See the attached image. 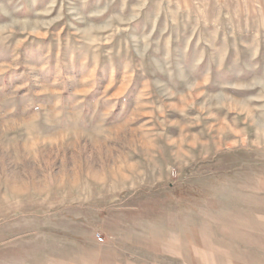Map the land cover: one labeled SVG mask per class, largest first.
<instances>
[{"label": "rangeland", "instance_id": "1", "mask_svg": "<svg viewBox=\"0 0 264 264\" xmlns=\"http://www.w3.org/2000/svg\"><path fill=\"white\" fill-rule=\"evenodd\" d=\"M259 138L264 0H0V238L157 236Z\"/></svg>", "mask_w": 264, "mask_h": 264}, {"label": "crops", "instance_id": "2", "mask_svg": "<svg viewBox=\"0 0 264 264\" xmlns=\"http://www.w3.org/2000/svg\"><path fill=\"white\" fill-rule=\"evenodd\" d=\"M253 124L259 125L257 120ZM242 149L246 156L254 154L242 162L249 170L232 171V176L226 177V186L216 189L215 193L226 195L225 199L219 204L209 203L200 211L199 207L192 208L189 196L202 194L201 188L200 193L198 188L184 189V196L178 193L169 210L176 212V219H162L163 223L156 224L162 227L157 236L153 231L128 236L116 232L115 237L100 242L92 232L85 237H69L77 243L74 251L63 249L60 243L64 235L59 233L57 223L53 236L33 233L6 240L8 236L3 235L0 264H264V139L242 145ZM234 178H253V188H244V182L241 188L233 182L231 185L228 180ZM210 193L214 194V189ZM98 228L108 231L105 226ZM44 243H53V251L44 250ZM7 251L18 256L6 255Z\"/></svg>", "mask_w": 264, "mask_h": 264}, {"label": "trees", "instance_id": "3", "mask_svg": "<svg viewBox=\"0 0 264 264\" xmlns=\"http://www.w3.org/2000/svg\"><path fill=\"white\" fill-rule=\"evenodd\" d=\"M168 187L169 188H166V190L162 189L163 194H166V193L175 194L174 191H175L176 186H174L173 184H168ZM165 191H167V192L165 193ZM151 194L153 195L154 192H151Z\"/></svg>", "mask_w": 264, "mask_h": 264}, {"label": "built area", "instance_id": "4", "mask_svg": "<svg viewBox=\"0 0 264 264\" xmlns=\"http://www.w3.org/2000/svg\"><path fill=\"white\" fill-rule=\"evenodd\" d=\"M175 173L176 172L173 171V174H175ZM97 238H98L99 241H104L105 240V238L100 233L97 234Z\"/></svg>", "mask_w": 264, "mask_h": 264}]
</instances>
